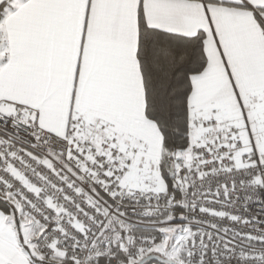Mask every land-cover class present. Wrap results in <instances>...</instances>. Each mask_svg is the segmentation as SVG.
Returning a JSON list of instances; mask_svg holds the SVG:
<instances>
[{
    "label": "snow or ice",
    "instance_id": "snow-or-ice-1",
    "mask_svg": "<svg viewBox=\"0 0 264 264\" xmlns=\"http://www.w3.org/2000/svg\"><path fill=\"white\" fill-rule=\"evenodd\" d=\"M0 264H264V0H0Z\"/></svg>",
    "mask_w": 264,
    "mask_h": 264
}]
</instances>
